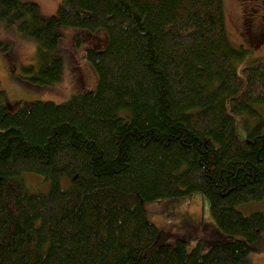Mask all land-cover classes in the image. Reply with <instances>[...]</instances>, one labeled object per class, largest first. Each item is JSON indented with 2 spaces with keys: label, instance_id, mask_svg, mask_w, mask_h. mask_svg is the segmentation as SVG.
<instances>
[{
  "label": "trees",
  "instance_id": "obj_1",
  "mask_svg": "<svg viewBox=\"0 0 264 264\" xmlns=\"http://www.w3.org/2000/svg\"><path fill=\"white\" fill-rule=\"evenodd\" d=\"M0 19L36 40L35 89L63 79L58 24L107 38L86 51L95 89L18 103L0 84V264H250L264 212L240 206L264 199V61L232 44L223 0H64L50 18L0 0ZM37 175L49 190L28 187ZM191 193L228 238L205 252L145 210Z\"/></svg>",
  "mask_w": 264,
  "mask_h": 264
},
{
  "label": "rangeland",
  "instance_id": "obj_2",
  "mask_svg": "<svg viewBox=\"0 0 264 264\" xmlns=\"http://www.w3.org/2000/svg\"><path fill=\"white\" fill-rule=\"evenodd\" d=\"M36 2L41 15L50 18L57 15L64 0H22ZM225 7L226 29L232 44L239 48L244 45L250 50V60L264 61V0H223ZM258 4V5H257ZM257 10L259 16H254L251 31L257 38L249 34V27L245 24L247 12ZM248 19V18H247ZM60 34L58 46L53 50L64 61L63 79L54 86L42 89L28 86V74L23 67L36 63L37 42L35 39L22 34L18 30V22L0 19V84L5 90L8 102L54 101L61 103L73 94L95 89L97 75L91 62L87 58V48L92 43L101 46L106 44L107 38L99 34V40L92 35L78 42L77 31L74 28L58 24ZM238 134L242 141L248 140L247 129L242 121L238 123ZM28 187L33 191H47L50 182L40 176H30ZM66 179L67 182L64 180ZM69 180L63 178L61 184L67 186ZM245 214L254 211L264 212V199L251 201L240 206ZM147 218L159 227L171 225V231L176 237L187 240L188 249L200 246L202 251H208L214 244L227 241V236L220 230L210 210L207 197L200 193L177 198H166L161 201L147 203L145 206ZM176 237L169 242L175 243ZM259 250H253L248 256L250 264H264V236L258 243Z\"/></svg>",
  "mask_w": 264,
  "mask_h": 264
},
{
  "label": "flooded vegetation",
  "instance_id": "obj_3",
  "mask_svg": "<svg viewBox=\"0 0 264 264\" xmlns=\"http://www.w3.org/2000/svg\"><path fill=\"white\" fill-rule=\"evenodd\" d=\"M248 14H249V17H246L245 24H246L247 27H249V34H252V35H254L257 38V35L254 34L253 31H251L250 26L252 25V22L251 21L254 19V16H259V15L257 14V10L256 9H253L250 13L247 12V15ZM261 16H263V18H264V14H262Z\"/></svg>",
  "mask_w": 264,
  "mask_h": 264
},
{
  "label": "bare ground",
  "instance_id": "obj_4",
  "mask_svg": "<svg viewBox=\"0 0 264 264\" xmlns=\"http://www.w3.org/2000/svg\"><path fill=\"white\" fill-rule=\"evenodd\" d=\"M9 105V104H8Z\"/></svg>",
  "mask_w": 264,
  "mask_h": 264
}]
</instances>
